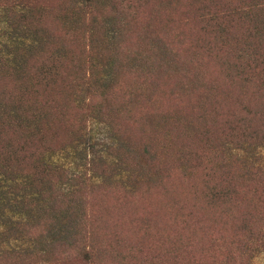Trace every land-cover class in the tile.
<instances>
[{
	"label": "trees",
	"instance_id": "16d2710c",
	"mask_svg": "<svg viewBox=\"0 0 264 264\" xmlns=\"http://www.w3.org/2000/svg\"><path fill=\"white\" fill-rule=\"evenodd\" d=\"M0 23V264L264 261V0H0Z\"/></svg>",
	"mask_w": 264,
	"mask_h": 264
},
{
	"label": "rangeland",
	"instance_id": "374dc122",
	"mask_svg": "<svg viewBox=\"0 0 264 264\" xmlns=\"http://www.w3.org/2000/svg\"><path fill=\"white\" fill-rule=\"evenodd\" d=\"M4 25L0 23V40H3V37L1 34H3L2 32L4 31ZM206 139V136H205ZM202 140V138H201ZM201 143V142H200ZM203 143V142H202ZM200 180V176L196 179V181ZM172 183V182H171ZM176 184L178 185V189L180 191H184L186 190L188 187H190V183L189 182H176ZM112 201V199H111ZM190 202L193 203L194 199L190 198ZM165 207H156L157 212L162 215V217L160 218V221H158L157 226L155 227V230L158 229L159 231L163 230L164 234H161L159 238L163 237L164 235L167 234V232L171 229L170 225L166 222V218L168 216L167 213L164 212ZM158 232V231H157ZM161 233V232H160ZM148 249H150V247H142L141 251L138 252V254L134 257L135 259V263H140L142 261V258H147V257H151V254H155L158 255L159 253V249H154L153 251H151V253H147ZM258 264H264V261H260L258 262Z\"/></svg>",
	"mask_w": 264,
	"mask_h": 264
}]
</instances>
